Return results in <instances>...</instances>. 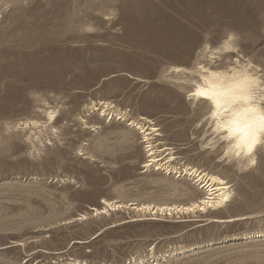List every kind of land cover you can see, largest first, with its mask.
Segmentation results:
<instances>
[{"label":"rangeland","instance_id":"rangeland-1","mask_svg":"<svg viewBox=\"0 0 264 264\" xmlns=\"http://www.w3.org/2000/svg\"><path fill=\"white\" fill-rule=\"evenodd\" d=\"M245 59L264 79V0H0V264H264V238L244 239L264 232V147L238 171L189 97L201 66ZM148 120L177 175L146 167ZM185 167L228 182V206L134 210L201 199Z\"/></svg>","mask_w":264,"mask_h":264},{"label":"clouds","instance_id":"clouds-1","mask_svg":"<svg viewBox=\"0 0 264 264\" xmlns=\"http://www.w3.org/2000/svg\"><path fill=\"white\" fill-rule=\"evenodd\" d=\"M226 39L227 51L238 54L239 34L229 32ZM210 71L212 82L207 87L211 96L196 84L190 93L216 101L210 104L206 117L211 138L203 147L222 149L227 163H235L238 171H248L257 164V150L264 147V79L254 72L247 59ZM29 156L33 154L29 152Z\"/></svg>","mask_w":264,"mask_h":264},{"label":"bare ground","instance_id":"bare-ground-1","mask_svg":"<svg viewBox=\"0 0 264 264\" xmlns=\"http://www.w3.org/2000/svg\"><path fill=\"white\" fill-rule=\"evenodd\" d=\"M235 62H240L239 60H236ZM253 65V64H252ZM214 70L212 68H207L205 66H201L199 68V77L200 82L196 83L197 87H201L205 90L207 93V96H211V92L208 90L207 85H210L211 80V71ZM254 72L259 75L257 69H254ZM190 73V72H188ZM260 76V75H259ZM261 77V76H260ZM262 79V77H261ZM201 82H206L201 83ZM190 100H194L197 102L203 103L210 111V104L215 103V99L209 100L206 97H194L189 95ZM104 107L109 108L111 105L108 103H103ZM102 116V115H101ZM49 119L51 122V125L56 124V113L50 112L49 113ZM141 120H147V119H141ZM148 123L150 125L148 126H140L139 124H136L135 126L141 131V133L144 136L145 141L147 142L149 146V158L150 160L147 162L148 165L147 168L154 167L156 170L159 171H166L167 173L171 172L176 175L178 174L177 168L173 166V162L175 161L174 156H171V153H167L166 151H169V148H163V152L165 151V155H158L161 151L157 149L158 145L161 143L157 140H154V137H161V134L158 133L159 129L154 126V123L148 120ZM133 124V123H132ZM35 126L38 125V123L34 124ZM53 128V126H51ZM86 129H88V126H86ZM148 152V151H147ZM85 155V154H84ZM179 174L182 176L184 174L185 176H190L195 180V182L199 185V189H201L205 194L204 196L196 200L194 202H191L188 205H182V204H172V205H136L132 204L134 206V210L138 213H144L151 212L153 214H158L159 212H167L169 216H172L173 213L177 215H187L190 213L197 214L199 213L201 216H207L210 213H216L223 209H225L228 204L231 202L232 198V190L231 186L228 182L221 179L218 176L212 175L204 170L191 168V167H185L183 171L179 172ZM191 179V178H190ZM103 205L106 207H116V205L113 203H108L107 201H101ZM118 208H122L123 206L119 205ZM95 212V211H94ZM96 212L100 215H104L107 211L106 208H103L102 210H97ZM84 217V216H83ZM180 218V217H179ZM250 218L249 216L246 217H236V218H230V219H208L209 223H217V224H225V223H234L239 222L243 220H247ZM126 221V220H125ZM137 219H133L132 222H139ZM141 221H144L141 219ZM181 222H192V220H182ZM237 238V237H236ZM257 238H264V232L259 234H251L244 236L245 240H251V239H257ZM201 247H196L195 249L186 250L180 252L179 255H184L186 253L194 252L196 249ZM171 256V255H170ZM169 256V257H170ZM76 264V263H75Z\"/></svg>","mask_w":264,"mask_h":264}]
</instances>
